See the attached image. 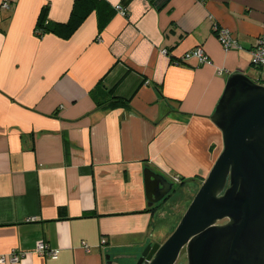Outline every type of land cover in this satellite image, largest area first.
Masks as SVG:
<instances>
[{
	"label": "crops",
	"instance_id": "1",
	"mask_svg": "<svg viewBox=\"0 0 264 264\" xmlns=\"http://www.w3.org/2000/svg\"><path fill=\"white\" fill-rule=\"evenodd\" d=\"M6 1L0 255L32 251L39 240L59 255L0 264H106L107 254L133 264L128 255L169 234L162 218L172 192L151 204L144 170L174 189L192 183L181 216L222 150L210 116L228 77L255 79L250 50L264 26V0ZM44 5L50 24H66L74 10L84 18L69 36H40ZM214 25L242 48L224 50ZM195 46L211 64L181 60ZM117 99L125 103L109 105Z\"/></svg>",
	"mask_w": 264,
	"mask_h": 264
},
{
	"label": "water",
	"instance_id": "2",
	"mask_svg": "<svg viewBox=\"0 0 264 264\" xmlns=\"http://www.w3.org/2000/svg\"><path fill=\"white\" fill-rule=\"evenodd\" d=\"M210 120L221 152L169 237L127 256L136 264H176L182 251L186 264H264V86L231 74ZM143 175L151 204L171 192L162 175Z\"/></svg>",
	"mask_w": 264,
	"mask_h": 264
},
{
	"label": "built area",
	"instance_id": "3",
	"mask_svg": "<svg viewBox=\"0 0 264 264\" xmlns=\"http://www.w3.org/2000/svg\"><path fill=\"white\" fill-rule=\"evenodd\" d=\"M10 4L6 0H1L0 8L9 9ZM116 9L121 13L125 14V9L120 5L116 6ZM214 30L217 32L219 42L224 50H239L242 48L238 40L231 34L228 29L219 28L214 25ZM251 54V65L256 71L254 81L257 84L264 86V26L261 29L260 34L256 37L255 42L250 50ZM189 58H196L200 64H211L209 56L206 54L201 46H195L191 50L185 52L181 57V60L185 61ZM221 68L217 69V73H222ZM175 182H179L178 177H174ZM82 246L87 248L86 243L82 242ZM38 254L40 256H47L51 259H56L59 255V249L50 248L43 240L36 242V246L32 251H11L8 254L0 255V262H18L22 256L26 254Z\"/></svg>",
	"mask_w": 264,
	"mask_h": 264
},
{
	"label": "rangeland",
	"instance_id": "4",
	"mask_svg": "<svg viewBox=\"0 0 264 264\" xmlns=\"http://www.w3.org/2000/svg\"><path fill=\"white\" fill-rule=\"evenodd\" d=\"M174 186H175V189L171 193L170 199L166 203L167 205L165 208L164 217L162 218L164 233L165 234L169 233L167 238L175 230L176 226L178 225L181 217L183 216V214L185 212L184 211L183 214L180 216L179 211L183 210L184 206L186 205V203L189 200V197L191 196V191H194L193 189L195 188L194 186H192V183H188L183 187H181V185H179V184H174ZM190 202H189V204H190ZM188 205H187V207H188ZM187 207H186V209H187ZM177 220H178V222H177ZM132 263L136 264V261H133ZM176 264H186V259H185L184 254L181 257L179 256Z\"/></svg>",
	"mask_w": 264,
	"mask_h": 264
},
{
	"label": "trees",
	"instance_id": "5",
	"mask_svg": "<svg viewBox=\"0 0 264 264\" xmlns=\"http://www.w3.org/2000/svg\"><path fill=\"white\" fill-rule=\"evenodd\" d=\"M75 1L77 2V1H81V0H75ZM46 10H47V6L44 5L41 8L39 18L37 20L36 27H35L36 33L40 36H42L46 33H57V34H61L63 36H69L76 29V27L80 23V21L84 18V15L80 16L74 10L72 13V17H71L70 21L67 22L66 24H50L48 21L45 20ZM120 103L124 104L125 102L117 99V100L110 102L109 105L114 106V105H118ZM173 191H174V188L171 189V192H173ZM170 193L165 197V199L170 195Z\"/></svg>",
	"mask_w": 264,
	"mask_h": 264
},
{
	"label": "flooded vegetation",
	"instance_id": "6",
	"mask_svg": "<svg viewBox=\"0 0 264 264\" xmlns=\"http://www.w3.org/2000/svg\"><path fill=\"white\" fill-rule=\"evenodd\" d=\"M183 254L185 255L184 251L181 252L180 257H181ZM185 259H186V257H185ZM177 260H178V259H177ZM134 261H135V260H134Z\"/></svg>",
	"mask_w": 264,
	"mask_h": 264
}]
</instances>
